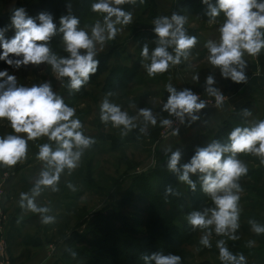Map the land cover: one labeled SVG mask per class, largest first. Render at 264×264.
I'll use <instances>...</instances> for the list:
<instances>
[{
  "label": "clouds",
  "instance_id": "clouds-1",
  "mask_svg": "<svg viewBox=\"0 0 264 264\" xmlns=\"http://www.w3.org/2000/svg\"><path fill=\"white\" fill-rule=\"evenodd\" d=\"M201 2L208 7L206 15L210 21H215L221 12L224 16L218 29V42L209 40L205 44L209 63L218 67L224 78L245 83V54L255 57L264 49V0H215V4L210 0ZM126 3L134 4L135 0H96L92 3L93 12L105 15L103 23L98 20L91 26L90 34L79 27L80 20L75 15L61 16L57 29L52 15L38 14L37 23L36 19L27 15L23 7H17L11 15L15 35L11 39H5L6 28H0V48L3 49L0 60L16 69L30 63L36 66L47 63L57 78H68L69 92H79L98 70L96 44L103 45L106 40L115 39L119 31L116 26L132 22V13L120 7ZM153 23L158 46L150 56L147 45L141 51L144 58L150 59V63L146 65L150 77L164 73L170 66L178 65L181 58H187L198 42L196 36L186 34V17L183 15L173 13L170 18L160 16ZM57 31L63 34L67 56H57L49 47ZM169 47L173 48L174 54L168 51ZM9 54L20 58L11 59ZM214 83L213 76L206 77V91L215 98L216 106L220 107L224 97L218 89L212 87ZM165 87L169 95L162 105L163 111L175 116L181 123L185 122L186 117L190 122L199 119L198 113L207 106L204 100L190 89L177 91L170 83ZM245 115L249 113L246 111ZM139 116L144 121L141 132L146 131L149 123L153 126L157 123L149 108L139 109ZM5 118L12 131L0 136V165L15 167L27 158L29 141L41 138L47 140L38 145L36 153V158L44 163V167L34 181L31 196L29 192H21L19 203L21 207L41 214L42 223H50L54 219L46 215L50 208L38 206L33 197L38 196L43 187L51 188L53 192L59 191L61 174L67 170L70 175L79 167L86 150L92 149L97 141L84 133L83 124L76 116V109L65 103L62 95L54 92L49 82L32 84L31 87L18 85L16 76L2 70L0 119ZM99 120L106 126L110 124L113 128L121 129L122 138L137 127V116L129 115L120 105L111 103L107 96L99 103ZM160 123L167 127L172 121L163 119ZM176 134L178 129L173 131V135ZM240 153L254 155L264 164V119L251 126L235 127L228 135V143L213 140L205 147H198L188 163L179 165L180 150L171 151L168 159V169L177 173L179 180L188 184L193 191L196 183L190 179V174H199L202 191L210 196L214 204V207L203 211H192L187 217L192 228L204 230L199 244L205 248L212 247L210 237L213 231L230 240L238 239L235 233L239 228L241 211L239 193L243 191L239 180L248 172L247 165L237 158ZM67 187L75 191L70 182ZM171 191V188L166 189V192ZM249 223L254 233H264V226L255 220H250ZM216 247L222 264H246L245 256L230 252L223 239L216 242ZM144 259H151L155 264H181L182 258L176 254L164 255L157 252Z\"/></svg>",
  "mask_w": 264,
  "mask_h": 264
},
{
  "label": "rangeland",
  "instance_id": "rangeland-1",
  "mask_svg": "<svg viewBox=\"0 0 264 264\" xmlns=\"http://www.w3.org/2000/svg\"><path fill=\"white\" fill-rule=\"evenodd\" d=\"M94 2H96V0H92V3ZM17 7H22L18 4V0H0V14L4 12L6 14L5 17L0 20V28H6V31L4 32L5 39H11L15 35V29L11 26V15L13 9ZM120 7L125 11L132 13V22L127 25H117L116 27L119 31L115 39L106 40L103 45L99 43L96 44V56L109 52L105 58L106 62L102 66L99 75L94 79L97 83L95 82L92 85L85 84L79 92H69L67 88L68 78H57L56 74L52 71L51 66L47 63H41L38 66L30 63L27 66H21L19 69H16L8 65L5 61L3 62L0 60V71L7 70L10 75L16 76L18 85L31 87L32 84L49 82L53 91L62 95L65 103L76 109V116L83 124L84 133L95 138L97 141L92 149L86 150L79 167H77L70 175L67 170L61 174V179L58 185L59 191L53 192L51 188L43 187L40 194L33 197L34 202L38 206H47L50 208V211L46 213V215L52 216L54 219L47 224L42 223L41 214L34 213L27 207H21L19 203L21 192H29V195L31 196L30 190L34 181L39 177V173L44 167V163L36 158V153L38 151V145L47 142L46 138H41L37 141H29L27 158L23 162L18 163L15 167L7 168L0 165V167H3L4 169L5 180L8 178L7 171H9V173H15L18 177L17 188H12V194L10 195L12 198H7V194L5 198L9 200V205L14 201V207L17 203L16 200H18L16 208L17 213L15 216L17 220L20 221H18V224L20 225V227H18L20 237H26L24 235L27 233L32 235L36 231L40 233L43 241L46 239L51 243L48 245L49 250L52 248V250L48 252V254L51 253L49 255L50 260L52 259L54 262L58 261V264H87L78 258L74 259L70 257V261H68V258L65 260L60 257L61 252L66 247L64 240H67V237H69V233L72 230L73 232L75 231L76 235H81L88 226L85 224H91V222L94 223L93 212L101 210L103 213H106L109 210V205L106 201L102 200L110 187H112V184L114 189L117 187L112 198L113 203H119L121 206L124 204L122 212L124 214L126 213L127 216H130L129 212H135L133 209H128V206L126 205L128 202L127 187L131 184L132 178L148 175L153 169L159 168L156 167L157 165L169 159L171 151L167 152L162 158L157 150L158 143H160L162 137L168 136V134H172L174 130H179L181 128L180 121H178V124L172 129H166V127L160 123L163 119H169L172 121L174 118V116L171 115L167 118L166 111L162 110V105L167 101L169 95L165 86L168 80H173L171 72L176 66H170L163 75L158 74L156 77H150L146 71V65L150 63V59H146L141 55V51L145 45H147L149 49V56L154 48L158 46L157 35L155 37L153 33H150L154 32V19H151L152 21L148 22L150 14L149 0H135L134 4L126 3ZM188 9L190 11L186 12L184 15V17H186L184 28L189 30L188 33H186L187 35L194 36V33L198 31L200 32L199 34H207L212 28H214L216 22H220V24L223 23L224 16L223 13H220L218 17H222V20H215V22L211 23L205 22V25L203 23L201 25H195V21L204 18L203 16L206 14L205 12H207L208 7L205 9L204 7H188L187 10ZM25 11L27 15L35 19L26 9ZM103 15L105 14L91 12L90 17L86 15V17L80 20L79 27L88 31L90 34L92 25L98 20L103 23ZM63 45V38L56 39V41L49 43L51 50L57 51V56L68 55L64 50L65 46ZM2 51L3 49L0 48V52ZM80 51L83 52L84 50ZM168 51H170V47ZM191 52L193 53L192 55L195 56V52ZM260 55L264 61V49L261 50ZM256 58V61H254L252 56L250 57L247 54L244 56V59L247 61V67L245 69L247 79L250 75L248 73L252 70V63H259V55L256 56ZM263 63L264 62H262V64ZM115 65L126 67L131 66L134 72L133 76L127 81L118 83L115 89L105 87L106 89L101 90V86L104 84V77ZM119 66L117 68V76L120 74L119 71L121 68ZM251 78L252 77L248 79V82H250ZM248 82H245V85H243L244 88L246 86V89L241 91H244V93H240L235 99V101H237L236 104H241L244 100L248 105L243 110H239L241 116L240 119L238 118L233 122L234 127L251 126L258 120L264 119V82L258 80L255 84H251L250 87L247 86L249 85ZM258 83L260 86L257 85ZM212 87L219 91L221 89V86L218 85ZM175 89L180 91L184 88H181L180 86L177 88L175 85ZM193 92L197 95L211 97L204 91ZM109 93L111 95H108ZM105 96L108 97L111 103L120 105L122 110L127 111L129 115L137 116V120L135 121L137 127L130 130L123 138L120 135L121 129L113 128L110 124L106 126L99 120V103ZM223 97L224 100H226L227 94H223ZM216 107V105L206 107L200 112ZM141 108L151 109L157 120V123L154 126L149 123L145 132L140 131V129L144 127L143 118L139 116V109ZM246 111L249 115H245ZM155 126H160V128L155 137L151 138L146 133L153 127L155 128ZM218 126H216V128ZM215 129H213L211 136H213ZM11 131L12 130L6 118L0 119V136L7 135L11 133ZM117 141H120L119 144ZM53 147H55V145H53ZM184 147L181 149L177 148V150H180L181 152V159H184V156L187 155V151L184 150ZM196 149L197 148H192L193 151H196ZM237 158L242 160L248 167L247 174L239 180L240 185L245 184L246 182L252 183L257 180L262 181L264 179V174L258 176L254 173L253 175H250L264 165L260 163L258 157L249 154L248 158L245 157L244 153H240ZM182 164L184 163L182 162L181 165ZM85 172H87V175L91 178L90 185L84 184L81 181L82 176L86 174ZM248 174L250 176L246 177ZM191 175L192 174H190V176ZM1 176H3V174ZM258 177L260 178L258 179ZM175 178V182L179 184L178 186L184 189V182L179 180L178 174L175 175ZM69 182L74 186L75 191L67 187ZM197 182L199 184L197 189H200L201 183L199 180V174H197ZM262 185H264V182H262ZM239 195V206L241 209L240 217H244L246 220L244 222L242 220V222L239 223V228L235 233V235L238 236L237 240H230L227 236L214 237L213 234H215V232H212L210 237L212 244L211 248L215 253V250L218 249L216 247V242L221 239L225 241V246L230 252L234 251L229 247L232 244V246H234V244L237 246L241 244L242 247L257 246L258 244L256 241L252 240L249 235L242 237L244 236L242 234H245L246 231L248 233L253 232L249 223L250 220H255L258 224L264 226V195L257 193V197L254 192L244 189ZM255 201L259 202L260 205H254L253 202ZM205 204L206 205L199 203V209H205L208 208V206L209 208L214 207L211 199L208 202H205ZM250 204L254 206L251 210L248 209ZM81 207L85 210L86 218L84 223L74 227L73 224L75 223V220L80 218L79 210ZM179 215L181 216V214ZM22 220H25V224ZM176 225H180V223L177 222ZM88 227L90 228V226ZM203 233L204 230L195 229L194 238L197 240L198 244L200 236ZM201 246L202 245H199L196 248H189L195 261L206 258L215 261L217 260L216 258H219V254L217 253L216 256H213V253L212 255H209L207 251L199 252ZM55 249L56 252L54 253ZM187 249L188 248H186L187 252H185V255L188 258L181 256V261L189 262L190 251ZM13 250L14 247L10 249L11 252H13ZM250 258L248 259V264H264V262L257 260V258Z\"/></svg>",
  "mask_w": 264,
  "mask_h": 264
},
{
  "label": "trees",
  "instance_id": "trees-1",
  "mask_svg": "<svg viewBox=\"0 0 264 264\" xmlns=\"http://www.w3.org/2000/svg\"><path fill=\"white\" fill-rule=\"evenodd\" d=\"M210 2L214 4L215 0H210ZM18 4L32 14L37 23H39L37 18L38 14L48 13L52 15L53 22L56 24L57 29L60 26L59 19L61 16L75 15L81 20L86 17V15L90 17L91 12H93L91 6H89L92 5V0H18ZM203 5L206 4H203L201 0H176L173 4V12L185 15L184 12L190 11L189 9L187 10L188 7H202ZM149 9L150 14L148 22L155 18V8L152 0H149ZM5 15V12L1 13L0 20H2ZM62 36L63 34L57 31V34L55 37H52L50 43L56 41V39L62 38ZM52 52L56 54L57 51L52 50ZM108 53L109 52H105V54L95 57L99 61L98 70L95 74L91 75L87 84L92 85L96 82L94 79L99 75L102 66L105 64V58ZM260 56L259 54V61L264 62ZM9 58L18 59L20 57L9 54ZM118 66L119 65L113 66L111 71L104 77V84L101 86V90L106 89L105 87L115 89L118 83L127 81L133 76L134 72L131 66L126 67L121 65L119 66L121 68L119 71L120 74L117 76ZM161 74L163 75L164 73ZM258 80L264 82V76H253L250 82H248L249 87ZM257 85L260 86L259 83ZM247 105L248 104L245 103L237 110L231 112L221 125L215 129L213 136H211L210 143L213 140H218L221 143H228V135L235 128L233 122L238 118L240 119L241 114H239V110H243ZM166 115L167 118L170 117L167 111ZM159 128L160 126H155V128L153 127L146 134L151 138L155 137ZM184 150L187 151V155L184 156V159H180L179 165H181L182 162H190L191 157L196 152L189 146H185ZM244 155L249 158V154ZM167 164L168 159L156 166L159 168H155L150 172L153 174L149 173L148 175L132 178L131 184L127 187L128 202L126 205L128 209H133L135 212H129L130 216L122 212L124 204L121 206L119 203H113L112 198L117 187L114 189L112 184V187H110L102 200L106 201L109 205V210L106 213H103L101 210L93 212L94 223L91 222L92 225L88 223L85 224L90 226V228L87 226L86 230H84L81 235H76L75 231L73 232L72 230L67 240H64L66 247L61 252L60 257L65 260L68 258V261H70V257L74 259L78 258L87 264H155L151 259L146 261L144 257H151L157 252L164 255L176 254L187 257L185 255V252H187L186 248L190 251L189 248H196L200 245L194 238L195 229L188 223L187 217L192 211H203L204 209H199L198 204L202 203L206 205L207 203L205 204V202H208L211 198L202 191V188L197 189L199 185L197 182V174H192L190 176V179L196 183L194 191L191 190L190 186L186 183H184V189L180 188L178 186L179 184L175 182V175L177 173L170 171ZM3 170V167H0V171ZM256 171L250 175L254 173L258 176L263 175L264 165ZM85 173L81 181L84 184L90 185L91 178L87 175V172ZM250 175L248 174L246 177ZM259 178L260 177H258V179ZM262 182H264V179L252 183L246 182L245 184H241V187L244 190L254 192L258 197L257 193L264 195V185H262ZM168 188H171L172 191L166 192ZM253 204L257 206L260 205V203L256 201L253 202ZM253 207L254 206L250 204L248 209L251 210ZM179 214H181L182 218ZM79 216L80 218H77L73 224L74 227L84 223L86 217L83 207L79 210ZM242 220L244 222L246 219L240 217L239 223L242 222ZM177 222H179L180 225H176ZM11 230H13L11 233H14L12 238L16 240L15 238L19 236V232L17 233V230L13 229V227H11ZM249 233L246 231L245 234H242L244 235L242 237L249 235L252 240L258 243L257 246L242 247L241 244H239V246L235 244L232 246V244L229 246L234 250L232 253L234 255L243 254L246 258V264H248V259L250 257L257 258V260L264 262V233L259 235L254 232ZM213 236L218 237L216 234H213ZM19 239L23 242L22 245L25 250L22 248L19 253L15 251L11 252L10 249L14 247L11 243L8 246L11 264H14L16 260L28 259L32 253L31 249H36L40 243L39 239H32L27 236L23 238L20 237ZM201 251H207L209 255L213 253V256H216V253L219 254V249H216L215 253L212 248H205L203 246L199 248V252ZM189 259V262L181 261V264H222L219 258H216L217 260L215 261L207 258L195 261L191 251ZM51 264H58V261H53Z\"/></svg>",
  "mask_w": 264,
  "mask_h": 264
},
{
  "label": "crops",
  "instance_id": "crops-1",
  "mask_svg": "<svg viewBox=\"0 0 264 264\" xmlns=\"http://www.w3.org/2000/svg\"><path fill=\"white\" fill-rule=\"evenodd\" d=\"M155 8V18H158L160 16H168L169 18L174 13L173 12V4L176 0H152ZM202 7L207 8L206 5H203ZM186 13V12H184ZM207 13V12H205ZM222 13V12H221ZM184 16V14H183ZM199 17V16H198ZM199 21H195V25H201L202 23L205 25V22L211 23L215 21H210V18L205 14ZM224 19V18H223ZM215 20H222V17H216ZM194 23V22H193ZM214 28H212L211 31H209L207 34H199L200 32L194 33V36L197 37V44L195 47H193L190 50L189 55L187 58L182 57L181 62L178 64L179 66L175 65L174 70L171 72V77L173 80H168L167 84H171L174 88L175 85L177 88L179 86L181 88H196L191 89L192 91H201V92H207L206 91V77L209 75L213 76L215 79V83L212 86H221L220 92L223 94H227V99L223 101L222 106L216 107L209 110H204L203 112H199V119L190 122L189 119L186 117L185 122L181 123V128L178 130V134L173 135L168 134V136L162 137L160 140V143H158V151L161 154V157L165 156L167 152L166 149H170V151H175L178 149L183 148L184 146H190L191 148H198V147H204L207 146V144L210 143V137L213 133V129L216 128V126L220 125L221 122H223L232 111L237 110L239 107H241L246 102L243 100L241 104H236L237 101H235L236 96H239L243 89H246V86L244 88L243 85L245 83H236L231 81L230 78H224L221 75L220 69L218 67L212 66L208 61V49L205 47V44L209 40L217 41L219 39V26L220 22H216L214 24ZM189 27V26H188ZM193 29V28H190ZM186 30V29H185ZM153 31H154V23H153ZM189 30H186V33H188ZM155 37L156 33L153 32ZM200 35V36H199ZM158 37V36H157ZM195 52V56H193L192 52ZM174 54V50L172 47H170V51ZM251 57V56H250ZM254 61H256V56L253 57ZM252 59V58H251ZM252 63V62H251ZM259 61L258 64L252 63L251 65V72L248 73L249 78L250 77H257V76H264V63ZM260 74V75H259ZM194 77H198V79H194ZM248 78V79H249ZM248 79L246 82H248ZM177 80V84H176ZM221 83V85H220ZM166 84V85H167ZM179 85V86H178ZM249 87V85H247ZM235 103V104H234ZM237 108V109H235ZM157 148V146H156ZM8 173L7 180H4L3 183V196H2V202H0V241L2 240L5 245V252L9 257L8 252V246L12 243V246H14V250L16 253H19L23 247V242L19 239L20 235L15 238L14 240L12 238V235L14 233L11 231V227L13 229L17 230L18 233V221L15 214L17 213L16 208L18 205V200L16 203V206L14 201L12 204L9 205V200L7 198H12L10 195L12 194V188H17L18 183V177L15 173ZM4 173L3 171H0V175ZM6 199V200H5ZM5 201V202H4ZM4 202V203H3ZM20 222V221H19ZM24 222L25 224V220ZM14 230V232H15ZM10 233V234H9ZM24 236L31 237L32 239H39L40 243L39 246L35 248H32L31 255L27 259H20L16 260L14 264H51L53 260L49 258L48 254L49 252V246L51 243H49L46 239L43 241L42 235L38 233L37 231L33 233L32 235L27 233ZM19 240V241H18ZM56 248V247H55ZM56 252V249L54 253ZM54 255V254H53ZM53 258V257H52Z\"/></svg>",
  "mask_w": 264,
  "mask_h": 264
},
{
  "label": "built area",
  "instance_id": "built-area-1",
  "mask_svg": "<svg viewBox=\"0 0 264 264\" xmlns=\"http://www.w3.org/2000/svg\"><path fill=\"white\" fill-rule=\"evenodd\" d=\"M200 97L201 100H204L206 102V107H211L216 105V101L215 98L213 96L209 97V96H202V95H198ZM205 107V108H206ZM178 119L174 116L173 120H172V124L170 126H167L166 129H172L175 128V126L178 124ZM5 173H3V176L0 175V202L3 196V183L5 180ZM8 175V174H7ZM52 248H50L49 251H51ZM0 264H11L8 255L5 252V245L3 243V241H0Z\"/></svg>",
  "mask_w": 264,
  "mask_h": 264
}]
</instances>
